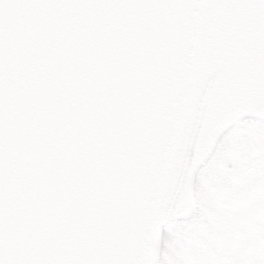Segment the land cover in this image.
Wrapping results in <instances>:
<instances>
[{"label": "water", "instance_id": "1", "mask_svg": "<svg viewBox=\"0 0 264 264\" xmlns=\"http://www.w3.org/2000/svg\"><path fill=\"white\" fill-rule=\"evenodd\" d=\"M213 5L219 51L248 52L252 61L264 49V13L254 20L261 0ZM210 7L0 0V264H156L212 74L204 51ZM223 78L232 79L217 72L205 93L171 216L189 215L201 142L228 99L218 92Z\"/></svg>", "mask_w": 264, "mask_h": 264}, {"label": "rangeland", "instance_id": "2", "mask_svg": "<svg viewBox=\"0 0 264 264\" xmlns=\"http://www.w3.org/2000/svg\"><path fill=\"white\" fill-rule=\"evenodd\" d=\"M158 264H264V125L247 117L192 171L189 215L165 222Z\"/></svg>", "mask_w": 264, "mask_h": 264}, {"label": "flooded vegetation", "instance_id": "3", "mask_svg": "<svg viewBox=\"0 0 264 264\" xmlns=\"http://www.w3.org/2000/svg\"><path fill=\"white\" fill-rule=\"evenodd\" d=\"M222 53H226V52H222ZM242 53V52H241ZM248 53V52H246ZM252 54V60H255L256 62H259L261 63L259 67H257V69L262 72L261 75L258 76L257 78V81H253V80H238V79H235V83L236 84H244V85H248L249 86H254V83L256 84V86L260 89H258L259 91H257V93H254L253 95H251L248 99L251 100V102H255V103H264V63H262L261 61H264V52H260V53H257L256 55L254 53H251ZM220 56V58L222 59V55H218ZM241 57V56H240ZM240 57H239V60L236 64L235 67H239V61H240ZM249 59H251V57L249 56ZM232 64H233V61H232ZM247 66H243V64H241V66L239 68H236V70L238 69H246ZM262 87V88H261ZM223 117L220 116V118ZM216 118V114H215V117L212 119L211 122H209L208 124V128L206 129L205 131V137L208 136L210 134L213 133V129L215 128V123L217 122V119ZM252 120L256 121L257 123H260V124H264V116L263 117H260V116H253L251 117ZM250 136H253V137H256V135L254 134V132H249ZM207 137V138H208Z\"/></svg>", "mask_w": 264, "mask_h": 264}, {"label": "bare ground", "instance_id": "4", "mask_svg": "<svg viewBox=\"0 0 264 264\" xmlns=\"http://www.w3.org/2000/svg\"><path fill=\"white\" fill-rule=\"evenodd\" d=\"M264 106V103L262 104V107ZM201 117V110L199 112V116H198V120L197 122L199 121ZM197 124V123H196ZM193 136H194V133H193ZM193 136L191 138V142H190V145H189V149H188V152H187V156H186V161H185V166H184V170L182 172V176H181V179H180V188L178 189L169 209H168V212H167V220H169L170 218L174 217V216H171L172 215V212L174 210V207H175V204L177 202V199L179 197V194H180V191L182 189V186L184 184V180H185V177L187 176V173H188V170H189V163H190V156H191V149H192V142H193Z\"/></svg>", "mask_w": 264, "mask_h": 264}]
</instances>
